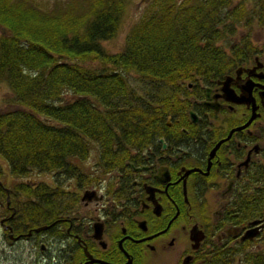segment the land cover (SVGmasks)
I'll use <instances>...</instances> for the list:
<instances>
[{"label": "trees", "instance_id": "trees-1", "mask_svg": "<svg viewBox=\"0 0 264 264\" xmlns=\"http://www.w3.org/2000/svg\"><path fill=\"white\" fill-rule=\"evenodd\" d=\"M128 4L0 0V82L15 105L0 111V158L10 176L56 180L11 185L23 196L18 232L49 225V233L75 208L77 193L59 178L83 184L167 136L165 117L182 118L187 84L213 82L244 61L255 49L250 25L264 24V0H147L110 53L101 42L115 36ZM237 26L246 29L229 40ZM244 179L225 214L236 225L264 221V161ZM243 243L212 246L200 264H264V247Z\"/></svg>", "mask_w": 264, "mask_h": 264}, {"label": "flooded vegetation", "instance_id": "flooded-vegetation-1", "mask_svg": "<svg viewBox=\"0 0 264 264\" xmlns=\"http://www.w3.org/2000/svg\"><path fill=\"white\" fill-rule=\"evenodd\" d=\"M250 42L253 52L213 82L187 84L182 118L165 117L171 131L156 145L83 184L69 181L77 204L46 238V228L17 231L23 196L1 186L2 240L37 245L36 264H200L216 245L248 240L246 250L262 249L264 221L236 225L225 215L240 181L264 161V50ZM252 226L254 236L241 239Z\"/></svg>", "mask_w": 264, "mask_h": 264}, {"label": "rangeland", "instance_id": "rangeland-1", "mask_svg": "<svg viewBox=\"0 0 264 264\" xmlns=\"http://www.w3.org/2000/svg\"><path fill=\"white\" fill-rule=\"evenodd\" d=\"M232 1L233 3L236 2V0H232ZM146 2L147 0H129V4L119 24V28L115 36L110 39L103 40L101 42L102 46L106 51L111 53V52H118L122 49L124 43V37L128 27L138 18V16L142 11L141 7H143ZM245 29L246 28L244 27L237 26L235 29L236 30L235 35L228 36L229 40L236 39L238 34ZM249 30H250V37L252 42L256 44L258 48L264 50V24L261 25L259 23L254 22L250 25ZM1 31H3V29L0 27V32ZM9 98H10V90L3 82H0V111L9 110L15 107L14 104L9 102ZM85 163L87 164L88 162ZM0 168L3 171L2 177L5 179V184L7 186H11L12 184H15V181L27 182V183L29 182L31 184L38 183L39 181H45L49 185H52V183L56 182V180L52 178L50 173H38L35 171H32L29 174L19 178L10 176L7 171L6 163L2 158H0ZM59 180L60 182H62L61 184L63 186L66 187L67 185L69 187L68 185L69 182H67L66 180L64 181L62 178H59ZM1 233L2 230L0 229V250L3 249L2 251H0V264H36L33 263L32 260L34 257H37L39 255L37 245L34 247H29L26 241H20L15 247V249H11L10 246L2 240ZM45 236H48V234L45 233V235L42 238H46ZM169 264H174V263L172 261L169 262Z\"/></svg>", "mask_w": 264, "mask_h": 264}, {"label": "water", "instance_id": "water-1", "mask_svg": "<svg viewBox=\"0 0 264 264\" xmlns=\"http://www.w3.org/2000/svg\"><path fill=\"white\" fill-rule=\"evenodd\" d=\"M230 91H231V89H230ZM216 146H217V144H216ZM215 146V147H216ZM214 147V148H215ZM214 150V149H213ZM212 150V151H213ZM1 184V183H0ZM89 193V191H86V192H84V194H83V196H86L87 194ZM259 220H252V221H250V223L251 224H256L257 222H258ZM49 225H43V226H38V227H35L34 228V231H40V230H43V229H45V228H47ZM256 230H257V227H255V226H252V227H249L248 229H246L244 232H243V234L241 235V239H245V238H251L252 236H254V234H255V232H256Z\"/></svg>", "mask_w": 264, "mask_h": 264}]
</instances>
